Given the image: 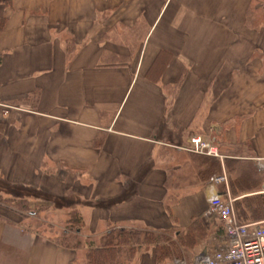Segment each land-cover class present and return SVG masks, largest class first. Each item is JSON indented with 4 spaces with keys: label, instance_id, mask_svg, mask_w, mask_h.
<instances>
[{
    "label": "crops",
    "instance_id": "crops-1",
    "mask_svg": "<svg viewBox=\"0 0 264 264\" xmlns=\"http://www.w3.org/2000/svg\"><path fill=\"white\" fill-rule=\"evenodd\" d=\"M252 1L0 0V100L16 107L0 124V195L79 210L87 237L199 216L212 232L201 254L227 248L223 221L206 216L218 186L191 183L181 147L202 136L222 160L239 149L264 170V25H246ZM21 219L0 207V264L85 263V249ZM133 262L157 264L154 247Z\"/></svg>",
    "mask_w": 264,
    "mask_h": 264
},
{
    "label": "trees",
    "instance_id": "trees-1",
    "mask_svg": "<svg viewBox=\"0 0 264 264\" xmlns=\"http://www.w3.org/2000/svg\"><path fill=\"white\" fill-rule=\"evenodd\" d=\"M6 22L5 17H0V31L4 29ZM246 25L253 29L264 25V0L252 1L246 16ZM1 62L0 55V64ZM240 152L237 149V152L225 155L222 160L220 157L187 151L189 159L187 160L192 163L189 164L190 170L192 169L190 175L197 181L193 182L191 179V183L210 184L214 178L225 172L229 180L230 194L235 199L239 220L244 224L264 221V193L246 195L248 192L260 191L264 187V170L258 167L251 153L243 155ZM172 171L171 169L168 174V185L175 180ZM183 177V174H179L176 179ZM218 189L224 193L227 191L225 184L218 185ZM0 202L15 209L16 212L17 209L21 212L29 210L28 202L23 199L0 195ZM38 213L35 211L30 216L36 217ZM25 219L27 217L23 216L21 221ZM39 219L36 225L30 226L34 228V233L45 234L47 228L45 230L42 228L46 224ZM65 223L63 230L52 231L54 235L49 238L66 248L85 249L84 264H135L133 261L136 255L141 250H148L151 247L155 249L156 263L164 264L182 259L186 250L195 248L208 238V228L199 216L193 217L186 228L142 229L111 226L97 242L92 237L84 235L85 221L79 210L70 212Z\"/></svg>",
    "mask_w": 264,
    "mask_h": 264
},
{
    "label": "built area",
    "instance_id": "built-area-1",
    "mask_svg": "<svg viewBox=\"0 0 264 264\" xmlns=\"http://www.w3.org/2000/svg\"><path fill=\"white\" fill-rule=\"evenodd\" d=\"M13 109L16 107L0 101V123L10 115ZM186 149L222 157L212 141L200 136L193 137L191 145ZM220 183L228 185L225 172L214 179V184ZM207 214H217L224 221L228 246L217 250L213 255L202 256L195 264H264V221L241 223L234 208V199L231 196L226 197L215 188L209 201ZM174 264L187 263L176 260Z\"/></svg>",
    "mask_w": 264,
    "mask_h": 264
},
{
    "label": "rangeland",
    "instance_id": "rangeland-1",
    "mask_svg": "<svg viewBox=\"0 0 264 264\" xmlns=\"http://www.w3.org/2000/svg\"><path fill=\"white\" fill-rule=\"evenodd\" d=\"M0 207L4 208V209H8L10 207L7 208V206H4L2 202H0ZM59 207V206H57ZM29 210L28 211H20L17 209V213H19L20 215H22V217H27V219L22 220L20 222V226L22 229L28 231L29 232H34V228L31 226L36 225L37 219L40 218L39 220L41 222H44L46 224V226H43L42 230H45V234L46 236H53L54 234L51 233L52 231H61L65 228V222L67 221V219H69V215L68 212H72L73 210H76L74 208H71V210L69 208L64 209V205H62V208H60V210H56L55 208H50L48 205H39V204H29ZM234 208H235V203H234ZM11 209V208H10ZM64 210V211H63ZM39 212L38 215L36 217H32L33 215L30 216L31 213L33 212ZM236 211V208H235ZM236 214L237 211H236ZM208 216L211 218H213V216H215V214H208ZM238 216V215H237ZM203 222L205 223V225L207 226V228L209 227L205 221V219L203 220ZM241 222V221H240ZM242 223V222H241ZM31 225V226H30ZM99 233L101 231H103V228L100 227V230H98ZM105 233V232H104ZM102 233V234H104ZM102 234H98L95 236H92L93 239H95V241L97 242L99 237ZM209 234V235H208ZM212 234V232H210V228H208V233L207 236L208 238L205 241H208L210 238V235ZM202 242H200L198 245H200ZM196 246L193 249L190 250H186L185 252V256L182 257L183 260H185L187 262V264H194L195 261L198 259L199 256H201V251H199L200 249H198L199 246ZM5 249V247H4Z\"/></svg>",
    "mask_w": 264,
    "mask_h": 264
},
{
    "label": "bare ground",
    "instance_id": "bare-ground-1",
    "mask_svg": "<svg viewBox=\"0 0 264 264\" xmlns=\"http://www.w3.org/2000/svg\"><path fill=\"white\" fill-rule=\"evenodd\" d=\"M163 60H164V57L160 58V59L156 62L155 69H158V68L161 66Z\"/></svg>",
    "mask_w": 264,
    "mask_h": 264
}]
</instances>
